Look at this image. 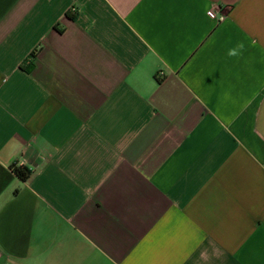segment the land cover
Wrapping results in <instances>:
<instances>
[{
    "label": "crops",
    "instance_id": "1",
    "mask_svg": "<svg viewBox=\"0 0 264 264\" xmlns=\"http://www.w3.org/2000/svg\"><path fill=\"white\" fill-rule=\"evenodd\" d=\"M0 264H264V0H0Z\"/></svg>",
    "mask_w": 264,
    "mask_h": 264
},
{
    "label": "trees",
    "instance_id": "2",
    "mask_svg": "<svg viewBox=\"0 0 264 264\" xmlns=\"http://www.w3.org/2000/svg\"><path fill=\"white\" fill-rule=\"evenodd\" d=\"M13 173L22 181H26L31 176V171L25 167L21 166H13L12 167Z\"/></svg>",
    "mask_w": 264,
    "mask_h": 264
},
{
    "label": "clouds",
    "instance_id": "3",
    "mask_svg": "<svg viewBox=\"0 0 264 264\" xmlns=\"http://www.w3.org/2000/svg\"><path fill=\"white\" fill-rule=\"evenodd\" d=\"M245 48V44L243 41H240L236 44L235 47L229 48L227 51V55L229 57H238L242 54L243 50Z\"/></svg>",
    "mask_w": 264,
    "mask_h": 264
},
{
    "label": "built area",
    "instance_id": "4",
    "mask_svg": "<svg viewBox=\"0 0 264 264\" xmlns=\"http://www.w3.org/2000/svg\"><path fill=\"white\" fill-rule=\"evenodd\" d=\"M207 15L210 19L212 20H216V21H219V22H222L225 20L226 16L222 13H218L216 8H212L211 10H209L207 12Z\"/></svg>",
    "mask_w": 264,
    "mask_h": 264
}]
</instances>
